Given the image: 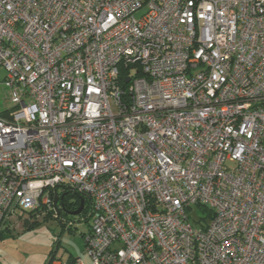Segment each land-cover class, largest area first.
<instances>
[{
  "label": "built area",
  "instance_id": "2783aa9c",
  "mask_svg": "<svg viewBox=\"0 0 264 264\" xmlns=\"http://www.w3.org/2000/svg\"><path fill=\"white\" fill-rule=\"evenodd\" d=\"M0 66V228L67 189L92 264H264V0H0Z\"/></svg>",
  "mask_w": 264,
  "mask_h": 264
},
{
  "label": "rangeland",
  "instance_id": "374dc122",
  "mask_svg": "<svg viewBox=\"0 0 264 264\" xmlns=\"http://www.w3.org/2000/svg\"><path fill=\"white\" fill-rule=\"evenodd\" d=\"M141 12H136L139 18ZM6 71L0 66V82ZM0 85V93L2 89ZM0 96V102H1ZM42 212L16 210L9 217L6 226L0 228V264H48L49 261L59 264H74L78 258L84 264H92L84 253L83 233L89 229L90 222L83 220L84 214L75 216H58L45 206ZM51 214V213H49Z\"/></svg>",
  "mask_w": 264,
  "mask_h": 264
},
{
  "label": "trees",
  "instance_id": "16d2710c",
  "mask_svg": "<svg viewBox=\"0 0 264 264\" xmlns=\"http://www.w3.org/2000/svg\"><path fill=\"white\" fill-rule=\"evenodd\" d=\"M53 196V191H51V197ZM76 196H78V197H76ZM81 195H79V194H77V193H74V192H70L69 190H67V189H64V190H62L60 193H59V201H58V203H60V204H65L66 202L72 207V206H74V208L75 209H78V207L80 206V199H81ZM74 198V200H72ZM66 203V204H67ZM85 205H86V208H87V206H88V201H86L85 200ZM50 212H46V214L47 215H49V216H51L52 215V213L54 212L55 214H56V218L58 217V216H60V214L59 213H56V211H55V209H54V207L52 206L50 209H48ZM86 211L87 210H85L84 212H82L81 214H84L85 215V213H86ZM205 211V213H206V217L205 218H208V217H211V213L209 212V211H207V210H204ZM36 212H42V210L41 209H36V210H33V211H30V213H32V214H35ZM49 213H51V214H49ZM203 220H205L204 219V217H203ZM193 221H195V222H198V221H196L195 219L193 220ZM5 226H6V223L4 224ZM1 231V230H0ZM83 235V234H82ZM77 258H73V261H75ZM48 264H51V260L49 261V263Z\"/></svg>",
  "mask_w": 264,
  "mask_h": 264
},
{
  "label": "flooded vegetation",
  "instance_id": "af4514ba",
  "mask_svg": "<svg viewBox=\"0 0 264 264\" xmlns=\"http://www.w3.org/2000/svg\"><path fill=\"white\" fill-rule=\"evenodd\" d=\"M76 197H78V196H76ZM82 198V197H81ZM72 200H74V198L72 199ZM75 201V200H74ZM67 203V202H66ZM60 204V203H58L59 204V211H58V213L61 215V216H75V215H72L71 214V212H73V211H75L76 209L74 208V206H70L68 203L67 204ZM86 203L85 202H83V206H82V208H81V212L79 213V214H81L82 212H84L85 210H89V207L87 206V208H86V205H85ZM79 208V207H78ZM79 214H77V215H79Z\"/></svg>",
  "mask_w": 264,
  "mask_h": 264
},
{
  "label": "water",
  "instance_id": "95a60500",
  "mask_svg": "<svg viewBox=\"0 0 264 264\" xmlns=\"http://www.w3.org/2000/svg\"><path fill=\"white\" fill-rule=\"evenodd\" d=\"M58 198H59V194H58V192H57V191H54V196H53V207H54V209H55V211H56L57 213H58V211H59V207H58V205H57ZM86 198H88V197H86ZM83 200H84V198L80 199V206H79L78 209H76L75 211L71 212L72 215H77V214H79V213L81 212V208H82V206H83Z\"/></svg>",
  "mask_w": 264,
  "mask_h": 264
},
{
  "label": "crops",
  "instance_id": "0c3cea01",
  "mask_svg": "<svg viewBox=\"0 0 264 264\" xmlns=\"http://www.w3.org/2000/svg\"><path fill=\"white\" fill-rule=\"evenodd\" d=\"M51 264H59V263L53 261V262H51Z\"/></svg>",
  "mask_w": 264,
  "mask_h": 264
}]
</instances>
